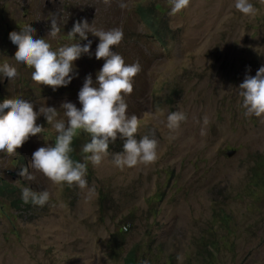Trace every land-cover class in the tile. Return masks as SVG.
<instances>
[{"label":"rangeland","instance_id":"rangeland-1","mask_svg":"<svg viewBox=\"0 0 264 264\" xmlns=\"http://www.w3.org/2000/svg\"><path fill=\"white\" fill-rule=\"evenodd\" d=\"M234 2L189 0L169 15L168 0H0V60L18 73L0 80V101L22 97L34 111L53 106L58 118L63 101L79 108L85 76L96 83L104 63L94 55L99 38L88 33L89 54L73 62L78 74L53 91L31 79L32 68L16 63L8 33L29 24L34 38L57 48L72 42L67 32L84 19L94 29L123 31L110 48L126 64L140 65L124 97L126 112L140 122L137 139L157 140L154 162L121 169L112 162L122 152L118 134L99 165L87 164L83 188L57 184L30 167L32 152L56 136L43 115L37 117L43 132L30 135L16 153L0 152V188L47 189L49 201L19 209L0 191V264H126L133 249L136 264H264V115L245 117L237 88L264 65V0H251V16ZM153 5L165 17L164 45L141 17L144 9L150 10L145 21L154 18ZM52 13L65 21L55 39L47 37ZM175 110L187 118L173 132L165 124ZM77 135L90 139L83 130ZM21 168L35 179L20 176Z\"/></svg>","mask_w":264,"mask_h":264},{"label":"clouds","instance_id":"clouds-1","mask_svg":"<svg viewBox=\"0 0 264 264\" xmlns=\"http://www.w3.org/2000/svg\"><path fill=\"white\" fill-rule=\"evenodd\" d=\"M168 2L169 15L178 13L189 4V0ZM124 6L123 3L120 4V7ZM150 8H154L155 13L158 5ZM234 8L246 16L254 15L256 12L251 0H235ZM142 11L143 9L141 10L143 23L148 26L144 16L150 10L146 11L144 16ZM50 17L47 37L55 39L61 31V24L63 25L65 21H61L60 16L53 13ZM35 32L34 28L25 24L19 32L13 30L8 33L9 40L17 48L13 58L16 63L33 69L31 72L33 81L51 86L53 91L57 87L67 86L78 74L74 70L76 66L73 62L82 54H89L92 41L87 38L88 33L99 38L94 55L96 59L104 58V63L96 74V83H93L90 74L85 76L77 93V100L81 105L79 108L69 101L60 104L59 108L63 110L62 118H58L56 107L42 104L34 111L33 103L22 97L5 98L0 101V152L9 155L16 153V149L27 141L30 135L43 132L44 128L36 123L37 117L43 115L47 124L55 130L56 136L55 139L53 137V144L38 147L32 152L30 167L54 183H66L69 186L75 183L83 188L86 184L84 177L87 164L99 165L102 158L108 154L110 143L117 140L118 134L123 144L122 152L115 153L112 158L117 168L154 162L157 159V140L150 135L137 139L135 134L140 122L134 113L126 112L127 104L124 99L132 92L133 77L140 71V65L138 62L126 64L123 57L110 48L119 44L123 31L120 28L94 29L86 20L81 19L78 22L74 21L66 34L67 39L72 42L57 48H53L50 40L45 37L34 38ZM81 40L86 42L81 44ZM162 41V45L166 44L163 38ZM17 75L15 66L7 60H0V80L4 77L13 80ZM237 88L242 98L243 115L245 117L264 115V65L256 70L255 75L246 73ZM186 118L183 111H171L166 116L165 126L174 132ZM79 130L89 133L90 140L81 147L84 154L82 159L74 160L69 154L73 152V140ZM19 175L28 181L35 179L25 168L20 169ZM49 197L47 189L36 191L29 186L21 189V200L25 204L43 206L49 201ZM141 264L148 262L145 260Z\"/></svg>","mask_w":264,"mask_h":264},{"label":"trees","instance_id":"trees-1","mask_svg":"<svg viewBox=\"0 0 264 264\" xmlns=\"http://www.w3.org/2000/svg\"><path fill=\"white\" fill-rule=\"evenodd\" d=\"M162 8L160 5H158V9ZM157 10L154 13V18L151 17L150 19H148L147 25L150 28L152 35L154 36V38H156L159 41H162L163 36L165 35V17L162 16V14L157 13ZM147 10L142 11V15L144 16V13ZM156 14V15H155ZM161 44H163V41L161 42ZM80 135H77L74 140H73V152L70 153V157L74 160H80V154L77 151L80 148V145L82 142L85 141L89 142L90 139H81ZM55 139V137H54ZM54 139H53V143H54ZM0 181H2V178H0ZM0 191H4V193L2 195H4L6 197L5 200L9 201L10 203H12V206H15L17 208H30L33 207L34 205L31 203H27L25 204L22 200H21V188L17 187L16 185L13 184H6V185H2V187L0 188ZM125 262L126 264H136V251L135 249L131 250L127 257L125 258Z\"/></svg>","mask_w":264,"mask_h":264},{"label":"water","instance_id":"water-1","mask_svg":"<svg viewBox=\"0 0 264 264\" xmlns=\"http://www.w3.org/2000/svg\"><path fill=\"white\" fill-rule=\"evenodd\" d=\"M0 88H1V87H0ZM233 153H234V152H229L228 155L230 156V155H232Z\"/></svg>","mask_w":264,"mask_h":264},{"label":"bare ground","instance_id":"bare-ground-1","mask_svg":"<svg viewBox=\"0 0 264 264\" xmlns=\"http://www.w3.org/2000/svg\"><path fill=\"white\" fill-rule=\"evenodd\" d=\"M0 87H1V85H0ZM0 90H1V88H0Z\"/></svg>","mask_w":264,"mask_h":264}]
</instances>
